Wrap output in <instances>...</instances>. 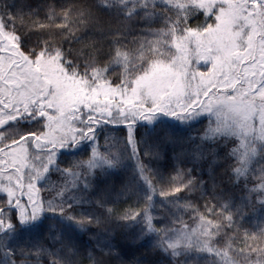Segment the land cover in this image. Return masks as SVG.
Returning a JSON list of instances; mask_svg holds the SVG:
<instances>
[{
	"label": "snow or ice",
	"instance_id": "snow-or-ice-1",
	"mask_svg": "<svg viewBox=\"0 0 264 264\" xmlns=\"http://www.w3.org/2000/svg\"><path fill=\"white\" fill-rule=\"evenodd\" d=\"M0 264H264V0H0Z\"/></svg>",
	"mask_w": 264,
	"mask_h": 264
},
{
	"label": "trees",
	"instance_id": "trees-1",
	"mask_svg": "<svg viewBox=\"0 0 264 264\" xmlns=\"http://www.w3.org/2000/svg\"><path fill=\"white\" fill-rule=\"evenodd\" d=\"M255 220H256V217H252V221L255 222Z\"/></svg>",
	"mask_w": 264,
	"mask_h": 264
}]
</instances>
